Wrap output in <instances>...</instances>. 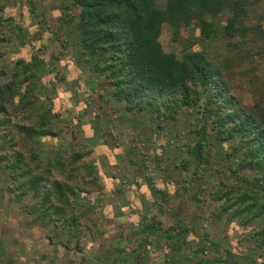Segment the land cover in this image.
<instances>
[{"label": "rangeland", "instance_id": "obj_1", "mask_svg": "<svg viewBox=\"0 0 264 264\" xmlns=\"http://www.w3.org/2000/svg\"><path fill=\"white\" fill-rule=\"evenodd\" d=\"M252 2L257 4L245 20L250 29L246 39L218 33L207 40L196 27H183L174 42L172 29L165 24L160 42L179 58L190 51L205 54L223 72L233 95L255 109L264 107V0ZM69 7L68 0H0V35L5 39L0 43L1 83L11 82L20 61L38 57L47 64L35 83L39 87L35 105L19 107L23 86L8 106V115L0 116L7 122L0 129V142L8 139L26 155L41 152L42 169L55 150L63 154L68 169L74 153L85 155L77 174L87 193L79 201L91 214L84 218L79 209L74 211L81 219L79 250L77 241L68 245L69 234L53 231V225L26 227L30 218L22 210L24 201L11 203L10 194H0V264H198L206 259L225 264V251L233 253L227 264L264 263V248H258L257 240L264 219L219 220L215 214L222 203H212L208 195L217 177L208 181L205 170L198 177L195 169L179 168L200 140L201 116L188 110L178 122L162 123L165 128L158 130L156 117L124 113L125 104L112 97L105 77L80 64L79 10L70 15ZM229 18L227 12L218 21L226 26ZM42 112L49 114L57 136L27 139L18 126L32 125ZM212 150L217 152L214 146ZM230 163L222 162L220 169ZM212 166L216 170L219 165ZM55 175L66 179L57 171ZM148 179L167 198L157 196ZM2 191L5 174L0 176ZM189 191L201 195V204L188 197ZM172 206L182 207L179 217H185L190 228L183 235L184 248L174 246L167 234L148 229L153 219L162 227L175 225L179 217Z\"/></svg>", "mask_w": 264, "mask_h": 264}, {"label": "trees", "instance_id": "obj_2", "mask_svg": "<svg viewBox=\"0 0 264 264\" xmlns=\"http://www.w3.org/2000/svg\"><path fill=\"white\" fill-rule=\"evenodd\" d=\"M68 2L70 15L74 9L79 10L76 32L80 64L105 77L112 97L125 104L124 113L150 114L160 121L158 130L165 128L162 123L178 122L188 110H195L201 116L197 125L200 140L189 149V158L184 159L179 168L195 169L198 177L205 170L208 181L217 177L214 185L209 182L212 186L208 193L212 203H222L217 207L216 217L222 220L227 216L229 222L243 218L248 223L264 219V107L245 106L233 95L223 72L205 54L190 51L179 58L175 53L166 52L160 42L165 24L172 29L174 42H178L183 27H196L207 40L218 33L246 39L250 29L245 20L251 6L257 3L252 0ZM227 12L230 18L227 25L222 26L218 17ZM4 41L0 35V43ZM45 66V61L32 57L31 62H18L10 83L0 81V116L8 115V106L23 86L25 92L19 107L26 109L35 105L33 98L39 89L35 83ZM48 115L38 113L39 119L32 125L18 126L20 132L30 140L57 136ZM5 125L7 122L0 120V129ZM213 146L217 152L212 150ZM35 152L26 155L8 139L0 142V176L6 175V191L0 194H10L11 203L24 201L22 210L25 217L30 218L26 227L45 229L53 225V231L61 229L69 234L68 245L77 241L80 250L81 219L74 211L79 209L84 218L91 214L79 201L82 194L87 193L78 182L77 174L78 162L85 155L74 153L68 169L63 154L55 150L54 156L46 159L48 166L42 169L41 152ZM226 161H230V165L220 169ZM212 164L219 166L214 170ZM56 171L66 179L56 178ZM232 178L236 183L230 181ZM148 180L157 196L167 198L151 179ZM191 192H187L188 197L201 204V195H190ZM159 206L163 214L162 204ZM171 210L179 217L182 207L172 206ZM185 219L179 217L178 222L168 228L153 219L148 229L167 234L168 240H174V246L184 248L183 235L190 232ZM257 240L258 248L263 249L264 228L257 234ZM225 253L224 263L227 264L233 253ZM198 264H214V261L206 259Z\"/></svg>", "mask_w": 264, "mask_h": 264}]
</instances>
